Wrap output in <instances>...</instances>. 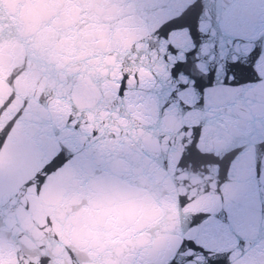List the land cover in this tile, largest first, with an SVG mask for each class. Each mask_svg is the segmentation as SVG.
I'll return each mask as SVG.
<instances>
[{"label": "water", "instance_id": "water-1", "mask_svg": "<svg viewBox=\"0 0 264 264\" xmlns=\"http://www.w3.org/2000/svg\"><path fill=\"white\" fill-rule=\"evenodd\" d=\"M232 2L0 0V264H264V0L200 35Z\"/></svg>", "mask_w": 264, "mask_h": 264}, {"label": "snow or ice", "instance_id": "snow-or-ice-1", "mask_svg": "<svg viewBox=\"0 0 264 264\" xmlns=\"http://www.w3.org/2000/svg\"><path fill=\"white\" fill-rule=\"evenodd\" d=\"M246 5L244 0H233L232 4L225 7L223 5H218L214 8L213 12L211 13V24L212 27L208 33L200 32V25L197 24V32H200V35L205 37V39H215L216 37L221 38L222 40H229L231 39L236 33L245 31L246 30V23L243 16V12ZM203 11L201 12V15ZM181 29L172 28L170 30L165 31L164 39H169L175 32L180 31ZM259 32L260 36L258 39L264 40V4L261 5V23L259 25ZM215 34V35H214ZM204 40H199L197 47L202 46ZM223 46V45H221ZM169 47L175 50V45H169ZM260 51L257 55L256 59H260L264 57V43L260 44L259 46ZM255 50V49H254ZM182 63H186L182 61ZM240 61L234 60L232 61V66L235 67L239 64ZM245 66H247V61L245 60ZM232 80L236 79L235 74L233 73L231 76ZM264 80V77H260L257 75V82ZM214 88V83L210 85H206L203 89L204 93H208L212 91ZM204 105L207 109L214 110L217 105L223 103L224 101L217 97L215 100L203 97ZM76 161H66L61 159L60 166L63 167L68 163H75ZM233 214L231 212L228 213V218L231 219ZM221 221L217 218L216 214L213 215H205L202 219L198 220L190 229L193 232H200L203 231L206 234L211 235L215 229L221 227ZM192 247H199L200 245H196L194 242L191 243Z\"/></svg>", "mask_w": 264, "mask_h": 264}]
</instances>
